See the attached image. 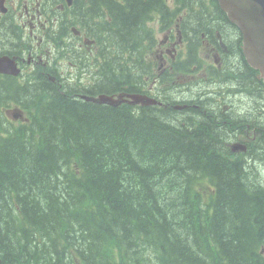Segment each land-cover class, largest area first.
Here are the masks:
<instances>
[{
  "label": "trees",
  "instance_id": "1",
  "mask_svg": "<svg viewBox=\"0 0 264 264\" xmlns=\"http://www.w3.org/2000/svg\"><path fill=\"white\" fill-rule=\"evenodd\" d=\"M156 6L167 0L110 10L134 37L136 16ZM8 78L0 264H264V189L243 159L230 160L216 121L86 101L48 88L42 74Z\"/></svg>",
  "mask_w": 264,
  "mask_h": 264
},
{
  "label": "flooded vegetation",
  "instance_id": "2",
  "mask_svg": "<svg viewBox=\"0 0 264 264\" xmlns=\"http://www.w3.org/2000/svg\"><path fill=\"white\" fill-rule=\"evenodd\" d=\"M84 2L83 0L80 3L81 14L83 13ZM202 8L205 11L203 19L195 14H191L192 25L189 28L180 29L178 24L170 21L161 22L156 20L150 23L154 29L157 45L150 50L147 57L152 62H155V64L146 66L144 72L147 80H149L147 74L152 75L154 78L149 88L157 91L159 94L156 95L165 101H187L189 97H197L200 100L201 96H203L201 93L193 94L194 92H190L189 94H183L178 92L173 75L174 67L178 66L176 63L177 59L183 58L185 52L190 55L193 52L195 44L209 59L212 68H214L212 62L220 66L226 65L229 69L231 67L241 68L242 66V63L235 59V53L242 49V39L239 31L237 32L236 28L228 22L226 14L218 6H203ZM12 9L13 11H18L16 6H13ZM24 9L25 12L19 15L20 20L15 21L13 14L10 13L5 17V20L0 21V54L10 55L13 58L17 68L21 70L19 80L29 77L34 73L37 74L39 65H43L50 70L48 75L49 80L51 79L50 72L54 73L59 81L66 82L73 90L79 91V58L84 57L83 48L79 45V39L82 37L81 31L72 28L78 36L69 38L66 21H58L55 18L57 21L55 20L47 24L49 26L47 31L44 30V27L43 30L38 32L37 26L34 23L41 17L40 14L35 13L38 12V9L34 7L28 8L27 6ZM163 9L173 10V13L167 14L174 16L180 8L169 6ZM34 10L35 12H33ZM152 22L157 23L158 26H155ZM39 24L41 23L39 22ZM82 24L88 25L89 23L85 22L82 17ZM236 33H239V37H235ZM42 34L51 36L62 47L58 58L50 50H47L49 58H47L45 63H43L42 59H37L38 54L33 53V51H30L26 57L24 56V51L29 47V40L32 42V39ZM125 70L129 73L127 72L124 81L126 89L122 91L127 92L132 90L130 85V55H127ZM157 78H159L160 85L156 83ZM245 79L247 82H254V75L246 74ZM96 87L105 91L119 89L115 85V82L107 80L96 83ZM226 90L228 89L226 88L225 92H219L218 95L224 98L229 93H232ZM206 92L212 93L214 91L206 90ZM215 101L216 99L213 97L205 99L197 105L199 108L196 111H201L205 117L199 112H193L189 116L194 119L203 117L217 122L221 121L231 128H228L227 132L229 134L232 133V137L237 141L245 140L247 137H250L254 141L260 132H264V120H262L263 125H260V115L262 113L260 111V103L257 100L252 102L251 111L243 110L242 112L235 110L237 106L241 109L242 103H233L229 109L227 104L221 106L220 103H215ZM211 103H215L218 107L209 112L206 105ZM239 114L244 116L242 120L251 119V123L241 122L240 124H236V122L231 121L232 118ZM173 118L178 119L179 116L173 115ZM222 133V137L227 143L229 137L224 130Z\"/></svg>",
  "mask_w": 264,
  "mask_h": 264
},
{
  "label": "water",
  "instance_id": "3",
  "mask_svg": "<svg viewBox=\"0 0 264 264\" xmlns=\"http://www.w3.org/2000/svg\"><path fill=\"white\" fill-rule=\"evenodd\" d=\"M219 2L231 21L242 31L247 60L254 68L260 70L264 79V0H219ZM18 71L13 60L7 56H0V72L17 74ZM133 98L132 102H155L141 96H133ZM87 99L110 104H118L122 101L104 95L98 98L87 97Z\"/></svg>",
  "mask_w": 264,
  "mask_h": 264
},
{
  "label": "bare ground",
  "instance_id": "4",
  "mask_svg": "<svg viewBox=\"0 0 264 264\" xmlns=\"http://www.w3.org/2000/svg\"><path fill=\"white\" fill-rule=\"evenodd\" d=\"M8 56H10V55H8ZM10 57H11V56H10ZM39 73H40V74H44V73H46V70H45L44 68H40V69H39ZM69 92H72L73 95H75V97L79 98V95H78V93H77L75 90L70 89ZM7 106H8V105H7ZM7 106H6V107L3 106V109H1L2 112H3V110L7 109ZM186 107H187L188 112H199V111H196L195 109L191 108L190 106H186ZM166 108L168 109V112H170V111H173V112H180V109H181L182 107L176 105L175 102L171 100V101H168V102L166 103ZM3 113H4V112H3ZM199 113L202 115V112H199ZM164 117H165V116H164ZM164 117H163V118H164ZM196 119L199 120V121H201V120L204 121L206 118L200 117V118H196ZM214 121H215V120H214ZM216 122H217V121H216ZM224 131H225V130H224ZM225 133L228 135L229 140H228V142L226 143V142L224 141V139H223V144H224V146L227 145V146L229 147L230 142H231V137H230V134H229L227 131H225ZM229 149H230V148H229ZM228 157L230 158V160H235L236 158H241V159H243V160L245 161V164H246V166H247L248 169H250L252 172L257 173V175L259 174V173L257 172V170L253 168V165H252V162H253V161L245 159L244 156H243L241 153L234 152V151H232V150L230 149V155H228ZM260 180H261V179H260Z\"/></svg>",
  "mask_w": 264,
  "mask_h": 264
},
{
  "label": "rangeland",
  "instance_id": "5",
  "mask_svg": "<svg viewBox=\"0 0 264 264\" xmlns=\"http://www.w3.org/2000/svg\"><path fill=\"white\" fill-rule=\"evenodd\" d=\"M152 23H153L155 26H158L157 23H155V22H152ZM51 81H52V79H51ZM7 82H9V81H7ZM198 99H199V98H197V97H196V98L189 97V100H190V101H197ZM245 107H246V110H247V111H251V110H252V105L249 104V103H246ZM7 109H8V108H7ZM7 109L3 110V112H5ZM235 110L240 111V108L237 106V107H235ZM180 112L184 113V115L187 114L185 111H180ZM260 118H264V115H260ZM76 147H77V146H73V148H76ZM66 148H67V150H71L69 146H67ZM252 165H253V168L256 169L257 172L259 173V174L256 175V176H252L253 181L255 182V184H256L258 187H261V188L264 189V165H263L261 162H258V161H253V162H252ZM245 179H246L245 181L251 180L249 175H247V176L245 177ZM260 179H261V180H260ZM3 220H4V219H3Z\"/></svg>",
  "mask_w": 264,
  "mask_h": 264
}]
</instances>
